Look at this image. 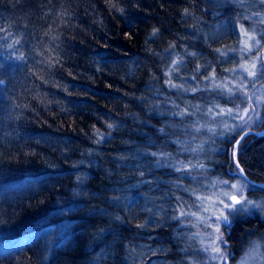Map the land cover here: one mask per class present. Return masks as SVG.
Instances as JSON below:
<instances>
[{
	"label": "trees",
	"instance_id": "trees-1",
	"mask_svg": "<svg viewBox=\"0 0 264 264\" xmlns=\"http://www.w3.org/2000/svg\"><path fill=\"white\" fill-rule=\"evenodd\" d=\"M240 1L0 0V264L181 258L172 204L201 191L202 178H186L180 159L231 182L227 149L245 132L218 139L212 162L178 155L197 133L195 107L214 112L243 96L212 83L232 80L240 63L238 24L264 14V3ZM261 115L251 131H264V105ZM236 162L264 184V136L242 139ZM246 185L248 198H264ZM157 194L170 198L166 216L139 212ZM263 225L257 214L231 223L234 259Z\"/></svg>",
	"mask_w": 264,
	"mask_h": 264
},
{
	"label": "rangeland",
	"instance_id": "rangeland-1",
	"mask_svg": "<svg viewBox=\"0 0 264 264\" xmlns=\"http://www.w3.org/2000/svg\"><path fill=\"white\" fill-rule=\"evenodd\" d=\"M258 1L261 2V0ZM240 2L242 3L243 1L241 0ZM243 21L246 25L238 24L239 48L237 55L240 57V63L231 71L232 80L231 78H227L225 81H220L218 78L219 80L213 79L212 83L217 85L218 88H227L230 84V88H236L239 91L240 89L237 86L239 84H244L249 88L246 91H250L249 95L252 99L248 101V104L246 103L243 105L241 100L243 101L247 97L240 91L243 95L241 100L238 99V103L235 101V106L233 105L231 108L217 106L219 108L217 111L213 112L209 108L197 110L195 107L190 113L195 114V123H197L195 130L197 133L194 134L195 138L192 136L189 137V139L185 138L184 141L188 144L192 143V146H189L185 151L178 150L179 157L185 152L188 153L189 156L194 155L197 156V158L202 157L203 160H215L216 155L223 152V150L215 147V142L218 139L226 142L231 136L232 131H250L251 128L260 126L262 122L261 109L262 105H264V82H260L258 77H260V70L264 67V49H262V39L264 38V14L255 13L253 14V18L252 16H248L243 18ZM217 30L218 28L215 27L212 31L215 40L216 38L220 39L222 37V34ZM245 31H247L249 35L254 36L255 39L259 41V44L247 40ZM246 41L250 47H246ZM253 62L256 64L255 71L257 76L255 78L249 77L241 68V65H250ZM179 70L180 71L177 72H181V68H179ZM233 92L234 91L231 90L232 94ZM257 98H260L262 102L257 103ZM250 104L254 106L255 111L249 112L252 119L249 120L248 123H244L239 116L243 114V109L249 107ZM228 109H232V112L228 113ZM247 119L248 118L245 117V120ZM191 124L194 128L193 123ZM221 131L223 132V137L220 135ZM198 139H201V141H198ZM235 144L229 146L227 149L228 160L231 159L237 169L233 168L232 171H229L230 177H233L231 182L227 181V183H223L226 180L217 177H209L208 171L212 170L213 167L205 163H197L196 161L183 162V159H180L181 164L179 163V170H184L187 173L186 178H190V175H192H189V173H193L194 171L199 172L198 177L202 178V181L199 182L201 191L198 190L195 192L192 189H186L190 197L188 194L186 198L176 195L178 200L172 204L173 217L177 219L179 227L183 230L178 236L181 244V249L178 252H180L182 256L176 259L175 262L169 264H264V236L262 238L260 237L258 240L252 241L245 252L236 259H234L235 255L234 253L232 255L227 243L217 241L221 250L227 254V260L226 263H224L225 260L213 258L216 254L212 251V242L216 238L215 228L217 226H219L220 234L222 235L223 241H225L227 230L233 221L242 220L254 214L259 215V218L264 221V198L250 199L246 196L250 188L239 175L241 171L237 167V146H235ZM218 163L221 162L219 161ZM233 184L238 186L239 191L231 187ZM225 192L234 194L237 198L243 197L245 200L251 201L252 204H231L229 198L223 195ZM197 197H201L202 199H197ZM145 198V204L139 205V212L151 215L160 214L162 217L166 216L169 197L165 194H157L156 196L146 195ZM221 200L224 202L223 204L220 203ZM148 203H150V205ZM224 204L233 205V207L226 208ZM204 208H207L208 211H203ZM181 212L197 213V216H181ZM220 213L228 217L227 222L217 220V216ZM201 220L203 222H201ZM232 256H234L233 260H230ZM158 264L164 263L160 262Z\"/></svg>",
	"mask_w": 264,
	"mask_h": 264
},
{
	"label": "snow or ice",
	"instance_id": "snow-or-ice-1",
	"mask_svg": "<svg viewBox=\"0 0 264 264\" xmlns=\"http://www.w3.org/2000/svg\"><path fill=\"white\" fill-rule=\"evenodd\" d=\"M261 3H264V0H261ZM245 36L247 37V40L253 41L255 44H259V41L256 40L254 36L249 35L247 33V31H245ZM246 47H250L247 44V41H246ZM241 68L244 70V72L247 73V75L249 77L255 78L257 76V73L255 71L256 64L254 62L251 63L250 65H248V64L241 65ZM0 83H3V82L0 81ZM237 87L240 89V91L243 93V95L245 97H247L248 100H251L252 99V97L250 95H248V93L246 91V87H247L246 85L239 84ZM229 91H231V89H229ZM260 102H262L261 99L260 98H257V103H260ZM237 107H239V106H237ZM252 111H255V108H254L253 105L250 104L249 107H246V108L243 109V114L240 115L239 118L242 121H244V123H248V121L252 119V117L249 115V112H252ZM227 112L228 113H231L232 112V109H228ZM245 117H247L248 119L245 120ZM241 171H243V170L241 169ZM223 183H227V181H224ZM231 187L233 189H236L237 191H239V188H238V186L236 184H233ZM223 195L227 196L230 200H232L233 201V204H252L251 201H247L243 197L237 198L234 194H231V193H228V192H225ZM197 199H202V198L201 197H197ZM220 203L223 204L224 202L221 200ZM256 206H258V205H256ZM224 207L231 208V207H233V205L224 204ZM203 211L206 212V211H208V209L207 208H204ZM180 215L181 216H184V215L197 216V213H184V212H181ZM197 218L200 219L199 217H197ZM217 220L218 221L223 220V221L227 222L228 221V217L226 215H224L223 213H220L217 216ZM201 222H203V221L201 220ZM215 232H216V238L212 242V251L216 255L213 258L214 259H217L218 258V259H221V260H225L226 261L227 260V254L223 250H221V248L217 244V241H220L222 243H226V241H223V239H222V235L220 234V228H219V226H217L215 228Z\"/></svg>",
	"mask_w": 264,
	"mask_h": 264
},
{
	"label": "water",
	"instance_id": "water-1",
	"mask_svg": "<svg viewBox=\"0 0 264 264\" xmlns=\"http://www.w3.org/2000/svg\"><path fill=\"white\" fill-rule=\"evenodd\" d=\"M249 134H255L256 136H264V131H263V132H251V131H247V132L243 133V134L239 137V139L237 140L236 145H237V144H238V143H239V142H240L245 136H247V135H249ZM240 171H241V170H240ZM240 176H241V178H242L245 182H247L248 184H250V185H252V186H258V187L264 189V184H256V183L250 181V180L245 176V174L243 173V171H241ZM229 202H230L231 204H233V201L230 200V199H229ZM234 205H235V204H234Z\"/></svg>",
	"mask_w": 264,
	"mask_h": 264
},
{
	"label": "flooded vegetation",
	"instance_id": "flooded-vegetation-1",
	"mask_svg": "<svg viewBox=\"0 0 264 264\" xmlns=\"http://www.w3.org/2000/svg\"><path fill=\"white\" fill-rule=\"evenodd\" d=\"M227 246H229V244L227 243ZM230 251L232 252V255H233V251H232V249L230 248ZM233 257L234 256H232V258H230V260H233ZM224 263H226V261H224Z\"/></svg>",
	"mask_w": 264,
	"mask_h": 264
}]
</instances>
